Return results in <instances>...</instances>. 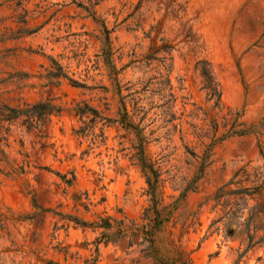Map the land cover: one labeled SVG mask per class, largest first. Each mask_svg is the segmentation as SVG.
Masks as SVG:
<instances>
[{"label":"rangeland","instance_id":"obj_1","mask_svg":"<svg viewBox=\"0 0 264 264\" xmlns=\"http://www.w3.org/2000/svg\"><path fill=\"white\" fill-rule=\"evenodd\" d=\"M0 264H264V0H0Z\"/></svg>","mask_w":264,"mask_h":264},{"label":"trees","instance_id":"obj_2","mask_svg":"<svg viewBox=\"0 0 264 264\" xmlns=\"http://www.w3.org/2000/svg\"><path fill=\"white\" fill-rule=\"evenodd\" d=\"M6 109H9L11 112H15L16 115L15 116H19L20 115V111H17L15 109H12V108H6ZM31 109H50L52 111H48L46 114H51V112H54L55 109H59V108H56L55 106H52L50 105L49 103H38V104H35L31 107ZM57 112V111H55Z\"/></svg>","mask_w":264,"mask_h":264}]
</instances>
